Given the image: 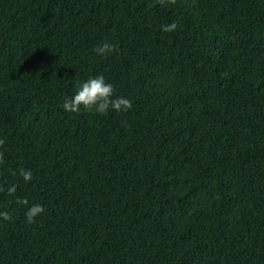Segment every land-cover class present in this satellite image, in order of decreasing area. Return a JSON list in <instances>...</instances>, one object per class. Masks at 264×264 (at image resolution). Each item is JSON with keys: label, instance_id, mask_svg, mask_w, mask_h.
Returning a JSON list of instances; mask_svg holds the SVG:
<instances>
[{"label": "trees", "instance_id": "trees-1", "mask_svg": "<svg viewBox=\"0 0 264 264\" xmlns=\"http://www.w3.org/2000/svg\"><path fill=\"white\" fill-rule=\"evenodd\" d=\"M0 212V264H264V0H0Z\"/></svg>", "mask_w": 264, "mask_h": 264}, {"label": "clouds", "instance_id": "clouds-1", "mask_svg": "<svg viewBox=\"0 0 264 264\" xmlns=\"http://www.w3.org/2000/svg\"><path fill=\"white\" fill-rule=\"evenodd\" d=\"M163 2V0H161ZM171 3H175V0H171ZM176 24L172 23L166 25L162 30L173 31L176 28ZM93 51L100 56H106L115 51V45L104 41L98 44ZM114 86L110 82H106L103 75H97L91 77L79 83L77 85L76 91L73 95L65 97L62 102V108L64 111L69 113H78L81 108L91 110L94 109L97 113L106 114L109 109L116 112H127L132 108V101L130 98L123 96H115ZM20 174L27 181L31 179V172L21 170ZM10 192L14 189H9ZM20 203L27 204V201H20ZM45 211L44 207L40 204H32L28 207L25 218L26 222L31 224L35 222V217L42 214ZM0 217L4 220H9L11 217L7 212H0Z\"/></svg>", "mask_w": 264, "mask_h": 264}]
</instances>
